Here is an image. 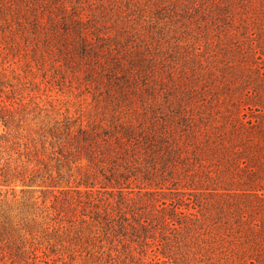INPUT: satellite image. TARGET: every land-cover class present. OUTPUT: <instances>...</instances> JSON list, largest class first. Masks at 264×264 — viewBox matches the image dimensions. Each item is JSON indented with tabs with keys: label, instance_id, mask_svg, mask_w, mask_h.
Segmentation results:
<instances>
[{
	"label": "trees",
	"instance_id": "1",
	"mask_svg": "<svg viewBox=\"0 0 264 264\" xmlns=\"http://www.w3.org/2000/svg\"><path fill=\"white\" fill-rule=\"evenodd\" d=\"M0 26L100 110L22 143L4 120L0 189L21 197L0 199V264L108 238L150 245L148 264H264V123L244 112L264 109V0H0Z\"/></svg>",
	"mask_w": 264,
	"mask_h": 264
},
{
	"label": "rangeland",
	"instance_id": "2",
	"mask_svg": "<svg viewBox=\"0 0 264 264\" xmlns=\"http://www.w3.org/2000/svg\"><path fill=\"white\" fill-rule=\"evenodd\" d=\"M5 27L0 26V131L5 129L4 120H10L16 127L15 130L22 143L29 137L30 139L39 138L40 132L53 128L58 121L61 124L66 115L73 116V118L80 116L84 123H89L90 119L93 120L96 114L100 113V110L95 106L91 92L86 90L84 85L73 80L69 73L59 67V63L48 61L42 65L30 50L31 46L28 42L23 38L19 39V36H13ZM259 109L261 111H258L257 108L255 110L253 105H249V108H245L244 112L252 114L251 118L255 120L256 124L263 125L264 109L262 107ZM254 141L261 145L257 138H254ZM262 146L264 149V143ZM255 155H257L256 152ZM262 156V161L253 162L249 167L253 170L257 168L256 170H259L264 177V152ZM4 157L6 158L7 155ZM218 167L221 168V165ZM20 188L21 186L17 185L13 193L10 187H2L0 191L3 193L0 199H6L10 205H14L20 200ZM55 194L60 195L57 190L44 192V194L35 190L32 196L37 199L39 205L45 198L46 205L50 209ZM63 197L60 195V202H63ZM66 197L75 201L77 196L68 194ZM73 205L74 208H77V218H79L82 208L76 202ZM41 206L43 208V205ZM55 216L54 214L50 215L51 218ZM62 224L66 227L71 226L68 218H64ZM38 230L35 232L37 234L35 242L38 245L43 242L40 245V254L42 255V251L46 250V241L43 237L46 234H48L47 237H50L55 231L52 228L44 229L43 227H38ZM27 236L30 237L29 234ZM113 239L98 240L94 247L78 249L73 251L72 255H70V250L65 253L61 251L59 253H63V259L58 258L56 253L46 251L48 258L60 259L56 264H148L153 258L150 245L149 247H140L139 245H130L127 240L113 241ZM57 247L60 248L59 245ZM142 251L144 252L142 253Z\"/></svg>",
	"mask_w": 264,
	"mask_h": 264
}]
</instances>
